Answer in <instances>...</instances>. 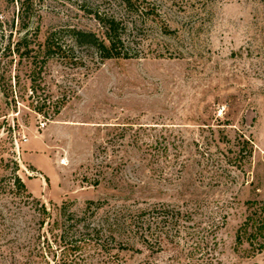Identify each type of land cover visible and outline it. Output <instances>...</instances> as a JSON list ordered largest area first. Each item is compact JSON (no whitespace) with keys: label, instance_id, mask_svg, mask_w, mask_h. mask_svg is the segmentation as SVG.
Wrapping results in <instances>:
<instances>
[{"label":"rangeland","instance_id":"obj_1","mask_svg":"<svg viewBox=\"0 0 264 264\" xmlns=\"http://www.w3.org/2000/svg\"><path fill=\"white\" fill-rule=\"evenodd\" d=\"M128 1L0 0V264H61V227L40 226L38 208L60 222L63 201L100 236L115 227L110 252L88 249L80 264H200L188 256L196 239L218 264H264V247L235 240L264 201V0ZM107 15L124 27L125 58L73 37L104 39ZM27 30L36 38L21 58ZM152 209L184 215L158 245L125 227Z\"/></svg>","mask_w":264,"mask_h":264},{"label":"trees","instance_id":"obj_2","mask_svg":"<svg viewBox=\"0 0 264 264\" xmlns=\"http://www.w3.org/2000/svg\"><path fill=\"white\" fill-rule=\"evenodd\" d=\"M127 3L130 1L126 0ZM20 13H22L25 9H28L26 6L24 8L23 3L20 4ZM22 18V17H21ZM99 22L104 29V39L98 38L92 32H85V31H72L74 39H76L79 43H86L94 48H96L101 57L105 59L110 58H125L124 54L121 52V33L124 30V27L121 22H119L115 17L111 15L103 16L102 18L98 17ZM27 25L23 22L20 26V29H27ZM31 31V30H30ZM24 33L21 37H19L18 41L15 42L13 46L12 53L18 54L19 57H28L31 53L32 49L30 45L35 40L36 36L34 33L33 36L28 37L27 33ZM11 36L9 35L8 38ZM11 45L8 44L5 46V49L10 51ZM44 52L42 58L40 57L41 65H45L48 57L50 56L49 53L55 50L54 42L51 36L46 38L44 42ZM59 49V48H58ZM38 57L32 58L33 61L37 60ZM31 81V93L36 92V88H38L41 83V78L33 77ZM44 104L42 105V107ZM30 107H33V110L41 113L44 108H37L30 104ZM59 111L53 112V115H57ZM46 114L44 113V118ZM17 170V169H15ZM13 182L12 185L18 192L26 194L27 197H31V195L27 192V188L25 184L21 181V179L16 175V171H14L12 176ZM92 202H88L85 212L90 211V206ZM252 210L248 213L245 217L244 221L240 224L236 231L235 240L238 245L244 244L247 242L252 248L254 246L257 249H261L264 247V201L256 202L252 201ZM153 210H149L147 213L148 219L144 220V212L132 214L124 220L127 219L125 227L134 233L140 235L141 239L147 243L160 244L161 238L159 235L166 234L167 231L162 232L167 227L174 228L176 232H178L180 228L179 224L181 220L184 218V215L181 211L175 210L174 213L171 215L168 214L167 210H162L161 212L162 217L158 218L153 215ZM38 213L42 220L40 221V226L51 225L50 231L54 228L61 227L62 233L61 238L64 240V256L66 258L62 261L61 264H80L81 261V254L85 253L88 249L98 250L100 254L109 253L110 251L106 250V246L111 244V240H114L113 234L115 231L114 224L106 223V227H104L103 231L106 232L105 238L103 237L104 234L100 236L101 227L100 225L88 224V217H86V213L83 216L76 217L72 212H69L67 207V202L63 201L59 208H58V216L60 218V222L58 220H53L52 223H49V219H51L47 208L43 204L40 205L38 208ZM151 217V218H149ZM167 223L166 225L164 223ZM162 224V225H161ZM176 226L178 228H176ZM169 231V230H168ZM54 236V235H53ZM56 237V236H55ZM45 241V240H44ZM54 241H56L54 239ZM189 246L188 256L190 259L197 256L201 257L200 264H218L215 262L214 257L210 254L211 248L208 247V243L204 242L203 240H192V242L187 244ZM83 255V254H82ZM179 255V254H177Z\"/></svg>","mask_w":264,"mask_h":264},{"label":"built area","instance_id":"obj_3","mask_svg":"<svg viewBox=\"0 0 264 264\" xmlns=\"http://www.w3.org/2000/svg\"><path fill=\"white\" fill-rule=\"evenodd\" d=\"M65 163V161L62 159V160H60V164H64Z\"/></svg>","mask_w":264,"mask_h":264},{"label":"crops","instance_id":"obj_4","mask_svg":"<svg viewBox=\"0 0 264 264\" xmlns=\"http://www.w3.org/2000/svg\"><path fill=\"white\" fill-rule=\"evenodd\" d=\"M39 171H41V169H40ZM42 171H43V170H42Z\"/></svg>","mask_w":264,"mask_h":264}]
</instances>
